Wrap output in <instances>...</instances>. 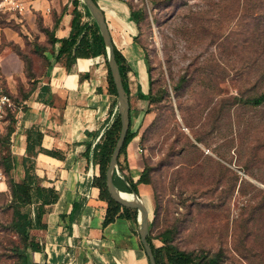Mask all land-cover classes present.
Wrapping results in <instances>:
<instances>
[{
	"label": "rangeland",
	"instance_id": "374dc122",
	"mask_svg": "<svg viewBox=\"0 0 264 264\" xmlns=\"http://www.w3.org/2000/svg\"><path fill=\"white\" fill-rule=\"evenodd\" d=\"M126 2L130 12L142 13L138 37L148 50L155 99L139 98L127 61L138 135L119 158L118 174L130 177L122 168L129 169L135 148L150 181L146 198L139 194L151 212L153 242L160 246L167 238L201 262L217 257L221 264H264V105L251 102L264 91V0ZM8 12L0 11L2 27L13 26ZM27 41L19 48L4 38L0 52L9 46L29 75L46 74L48 62L40 51L31 56ZM92 72L102 102L97 142L113 119L115 96L104 55L93 58ZM16 116L10 111L0 129V173L12 157ZM20 176L25 167L0 180L7 184L0 186V264H20L14 249L23 243L12 228L10 187Z\"/></svg>",
	"mask_w": 264,
	"mask_h": 264
},
{
	"label": "crops",
	"instance_id": "0c3cea01",
	"mask_svg": "<svg viewBox=\"0 0 264 264\" xmlns=\"http://www.w3.org/2000/svg\"><path fill=\"white\" fill-rule=\"evenodd\" d=\"M24 1L27 5L23 13L8 12L11 17L7 21L13 26H0V43L5 38L23 48L30 40L31 56H38L40 51L48 65L46 74L29 75L16 51L8 46L0 52L3 84L17 105L16 129L12 132L8 153L15 159L13 169L22 170L28 132L37 127L44 134L43 147L62 156L40 153L36 159L37 183L54 189L57 201L34 210L33 216L44 226L31 232L41 250H29V262L151 264L141 241L139 220L118 215L104 224L107 202L100 198V189L93 184L100 167L84 155L87 142L92 141L90 133L94 131L102 103L92 72L94 57L78 58L68 68L64 59H58L62 42L50 41V35L58 39L71 35L73 0ZM97 2L106 14L117 48L132 65L142 90L148 93L150 74L146 53L137 40L138 23L126 0ZM79 10L83 20H92L83 4L79 5ZM44 87L50 90L47 92ZM129 160L130 167L125 171L137 182L142 166L135 148H130ZM0 186L3 190L7 188L6 182H1ZM138 190L144 198L149 194L148 184H138ZM76 203H80L79 209L74 206Z\"/></svg>",
	"mask_w": 264,
	"mask_h": 264
},
{
	"label": "trees",
	"instance_id": "16d2710c",
	"mask_svg": "<svg viewBox=\"0 0 264 264\" xmlns=\"http://www.w3.org/2000/svg\"><path fill=\"white\" fill-rule=\"evenodd\" d=\"M95 1L97 2L98 0ZM73 4L75 5V8L71 35L67 39H58L50 35V41L52 43H56L58 41L62 42V48L58 55V59H64L65 64L68 68H70L71 65L78 58H91L100 55H104L108 63L105 41L101 35L100 29L96 21L92 19V22H85L83 20V13L79 10L80 4L84 5L86 9V14L90 18H92V15L89 12L87 6L83 2H81V0H73ZM131 14L134 20L139 24L142 14L141 10H133ZM137 40L143 46L146 53V62L150 74L151 85L152 76L148 57V50L146 49L144 44L139 41V37H137ZM115 51L117 60L120 64L125 88L130 94V85L127 80V73L125 70V64L127 62V59L123 55V53L117 48V46H115ZM108 76L110 80V91L115 96L113 102L114 116L111 120V123L105 128L103 134L97 142L94 143L95 139L99 136V132L90 133V136H92L93 138L92 141L87 142L84 155L100 167V174L98 176H95L93 184L94 186L100 189V198L103 201L107 202V213L104 224H109L118 215L127 217L129 219H134L138 222V211L121 206L111 196L107 186V169L121 132V120L120 115L117 111V90L112 78L109 64ZM44 90L48 91L50 89L49 87H44ZM138 96L144 101H151L155 99V95L151 91L145 93L140 85L138 87ZM251 102L255 106L264 105V91L261 94L252 98ZM10 111L17 112V107L15 110L10 109L8 113ZM132 113L133 112L131 110V127L120 157L123 154L127 155V149L129 145L138 135V133L132 129ZM43 137L44 134L39 128L36 127L29 130L27 155L24 158L25 178L22 182H15L12 180L10 183L14 203V218L12 222V228L19 234L20 240L23 243V246L18 245L14 249L15 253L20 259V264H30L28 257L29 250H41L40 243L36 241V239L32 236L31 233L33 229L42 228L44 226L42 223L39 222L37 216H33L34 210L36 208H34V205L39 204L38 206L41 207L48 204H52L57 201V195L54 189L43 187L37 183L38 174L36 171V159L38 155L40 153H46L52 156H61L57 151L48 150L43 147ZM14 161V157H9L5 159V162H8V167L4 168V171L6 173H9L10 170L13 169ZM123 171L125 172V170L122 168V172ZM146 173L147 169H145L141 173V176L137 182H135L131 177H126L128 182L130 183V186L126 184V181L119 174L115 173L116 186L120 190L125 192H139L138 184L150 183L149 179H147ZM74 206L76 207V209H79L81 205L80 203H76ZM149 241L154 250L157 264H221L220 259L217 257H213L206 262H201L198 260L199 257H197L194 253L179 250L169 244L167 242V238L165 239L164 243L160 246L155 245L152 237L149 238Z\"/></svg>",
	"mask_w": 264,
	"mask_h": 264
},
{
	"label": "water",
	"instance_id": "95a60500",
	"mask_svg": "<svg viewBox=\"0 0 264 264\" xmlns=\"http://www.w3.org/2000/svg\"><path fill=\"white\" fill-rule=\"evenodd\" d=\"M82 2L87 6L89 12L92 15V19L96 21L101 35L105 41L108 64L117 90V111L120 115L121 120V132L107 169L108 190L114 200L117 201L121 206L138 211L140 235L143 247L149 257L150 263L157 264L154 250L149 241V238L151 237V212L149 207L146 205L139 192H130L132 197H125L123 194L129 192L118 189L115 183V173L120 174L119 158L131 127L130 94L125 88L120 64L117 60L115 51L116 44L113 39L110 25L107 21L106 14L100 7L99 3L95 0H82ZM121 177L126 181V184L130 186V183L128 182L126 176L121 175Z\"/></svg>",
	"mask_w": 264,
	"mask_h": 264
},
{
	"label": "built area",
	"instance_id": "2783aa9c",
	"mask_svg": "<svg viewBox=\"0 0 264 264\" xmlns=\"http://www.w3.org/2000/svg\"><path fill=\"white\" fill-rule=\"evenodd\" d=\"M26 2L24 0H0V11H18L23 13L26 10ZM92 21V20H91ZM100 56H97L99 58ZM16 103L12 96L5 90L2 75L0 73V129L6 123V117L10 109H16ZM4 174L0 173V180Z\"/></svg>",
	"mask_w": 264,
	"mask_h": 264
},
{
	"label": "bare ground",
	"instance_id": "6f19581e",
	"mask_svg": "<svg viewBox=\"0 0 264 264\" xmlns=\"http://www.w3.org/2000/svg\"><path fill=\"white\" fill-rule=\"evenodd\" d=\"M125 197H132V195L130 193H124L123 194Z\"/></svg>",
	"mask_w": 264,
	"mask_h": 264
}]
</instances>
